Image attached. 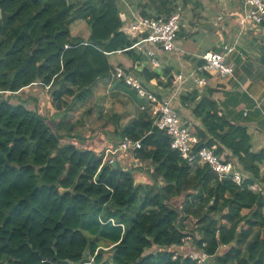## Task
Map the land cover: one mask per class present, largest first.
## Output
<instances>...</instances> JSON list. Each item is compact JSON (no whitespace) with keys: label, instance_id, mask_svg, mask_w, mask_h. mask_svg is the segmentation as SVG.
<instances>
[{"label":"trees","instance_id":"16d2710c","mask_svg":"<svg viewBox=\"0 0 264 264\" xmlns=\"http://www.w3.org/2000/svg\"><path fill=\"white\" fill-rule=\"evenodd\" d=\"M126 1L155 17L189 2ZM124 7L121 0H0V264H196L184 252L173 257L185 236L213 255V264H264V195L249 189L264 185V147L255 149L246 123L222 112L212 88L179 94L199 120L189 127L198 137L193 151L207 146L236 160L240 185L172 149L144 98L137 115L113 132L140 141L132 152L148 163L144 186L103 152L61 143L73 136L72 125H54L10 101L38 81L49 85L52 106L64 115L87 101L98 79L131 91L112 75L118 51L143 58L120 31ZM80 22L90 27L86 38L71 33ZM255 25L264 27V20ZM136 76L149 89L151 80L162 83L148 68Z\"/></svg>","mask_w":264,"mask_h":264},{"label":"crops","instance_id":"0c3cea01","mask_svg":"<svg viewBox=\"0 0 264 264\" xmlns=\"http://www.w3.org/2000/svg\"><path fill=\"white\" fill-rule=\"evenodd\" d=\"M121 1L125 3V7L122 11V14L125 17L127 14L126 5H132H130L126 0ZM216 4L220 7L216 6L213 10L211 5ZM242 4L243 0H189L186 7L183 6V8L192 12L193 20L190 21L191 25L187 27L183 21H180L182 30L178 32L177 37L182 35L183 40L177 41L176 38V44L179 51H158L157 57L160 60L161 66L156 67L153 71L159 74V79L162 83L156 79V83H151L150 86L153 90H156L157 88L160 89V86H162L161 88L164 89L160 91L166 92L170 84L167 86L163 85V83L167 84L168 77V74L164 73L165 70H170V74L173 75L181 67L191 69L194 67L195 61L198 60L199 56L204 52L219 51L224 44L234 45L235 50L230 54V59L234 63L233 75L219 78L216 75L210 76L209 74V83L198 89L202 92L205 88H212L213 93L211 97L214 98L218 104H226L229 111V115L227 117L231 121L246 123L248 132L252 136L253 146L255 149H259L264 147V125L262 114V109H264V27L260 28L250 22L245 23L244 26L241 25L240 17ZM231 19H233V21H237V23L241 26V31L247 27V30H249L251 34H247L245 29L236 37H234L233 32L231 34H225L223 24H225V28H229V25H232ZM257 36H259L258 42L256 39ZM235 39H238V41L241 40V44L236 43ZM255 42H257V44ZM256 45H258L259 48ZM117 53L122 54L121 52ZM122 60L116 63L112 62L113 60L111 62L112 65H122L131 70V72H133V70L141 71L143 68L151 70L154 69L150 67L146 57L132 61L128 56H126V58ZM106 80L107 79L104 81ZM152 81L153 80H151V82ZM106 86V92L109 91L108 89L110 86L112 87L111 91H114L115 93L128 91L123 89L121 86H117L116 82L111 80L106 81ZM43 87L46 90L50 89L47 85ZM28 88L24 90L25 99L29 101L27 105L28 108L36 110L43 115H48L50 112L51 113L49 115H51L55 112L53 115H56L57 117L61 116L60 119L65 120L63 117L66 114L61 115L56 112V109L52 106L50 94L46 104L39 102V98L37 96L38 93H30ZM186 90V88L182 89L183 92ZM131 91H129L132 95L131 98H133L138 105V109H140L142 102L144 103L145 100L143 98L140 99L137 95L133 94L134 92L132 93ZM234 91H236V93H234ZM117 97L120 100L125 99L122 95H118ZM238 102H240V104H237ZM96 103L101 105L99 100ZM44 104H46L47 109L50 110L48 114L42 113V111H44ZM175 104L178 105V108H186L182 106L180 99L176 101ZM178 108H176L177 112ZM186 109L188 110L187 118H189V120H184L189 124L199 122V120L194 118L191 114L190 109ZM134 112L135 111L133 110V113H130V110L128 109L120 112L116 111V113L113 112L112 114H117L114 120L115 125L122 123V121H124L122 126L125 125L132 117H134ZM121 114H126V117H122ZM190 119H193V121ZM65 122L72 125L73 129L76 128V130L74 134L72 133L73 136H64L61 143L74 142L77 146L90 149L97 154L99 152H103L105 160L108 158L113 160L115 159V161L119 163L117 166L122 169L130 170L137 184H143L151 181L150 177L146 174V166L148 163L136 157L132 150L119 151L116 153L111 152L119 141L118 137L114 138L113 133L111 134V130H102L101 132L98 128L93 132V130L87 128V126L84 127L81 124L77 125L75 121L65 120ZM56 124L57 123L55 122L54 125ZM249 126L252 127V131L249 129ZM114 127L115 126L110 129L113 130ZM77 128L79 133L77 132ZM62 132L64 133L63 130ZM108 133L111 135H107ZM75 134L80 135V137L76 138Z\"/></svg>","mask_w":264,"mask_h":264},{"label":"built area","instance_id":"2783aa9c","mask_svg":"<svg viewBox=\"0 0 264 264\" xmlns=\"http://www.w3.org/2000/svg\"><path fill=\"white\" fill-rule=\"evenodd\" d=\"M126 6V16L124 17L121 13L123 24L120 31L134 39L130 48L146 57L150 67L154 68L153 71L156 67L161 66L157 57L159 50L163 52L179 51L176 38L180 29L183 5L177 4L167 17L145 16L138 9L128 6V4ZM242 8L243 12L240 17L242 26L247 22L259 24L264 20V0H243ZM144 43H148L150 46H145ZM234 50V45L224 44L219 51L204 52L199 56L200 65L191 69L181 67L172 75L171 84L166 92L160 91L164 89L161 88L162 86L156 90L149 89L143 78L136 76L131 70L119 64L113 65L112 75L116 79H121L125 85L135 90L138 96L147 100L154 124L170 136L171 148L177 150L182 158L189 164L207 163L220 178H229L240 185L243 174L236 168L233 160H224L207 146L199 148L196 152L193 151L194 146L198 143V137L191 132L190 124L173 108L175 102L179 100L178 96L182 89L191 90L206 86L209 83V74L219 78L232 76L234 63L230 59V54ZM148 83L150 86L151 83L156 82L150 81ZM262 114L264 125V109H262ZM140 147L139 140L124 136L119 139L111 152L135 150ZM249 189L264 195V185L252 184L249 185ZM183 241V244H191L192 247L187 255L196 264H213L214 256L196 247L190 236H185ZM175 251L173 257L180 253V250L175 249Z\"/></svg>","mask_w":264,"mask_h":264},{"label":"rangeland","instance_id":"374dc122","mask_svg":"<svg viewBox=\"0 0 264 264\" xmlns=\"http://www.w3.org/2000/svg\"><path fill=\"white\" fill-rule=\"evenodd\" d=\"M216 6L220 7L218 4L211 5V7H213L212 8L213 10L215 9L214 7H216ZM238 11H239V8H238ZM242 12H243V8H242ZM242 12H241V15H242ZM192 17H193L192 12L190 10H186L185 8H183L180 21H183L185 23V25L188 27L189 25H191L190 21L193 20ZM231 21H232V25H229V28H225V24H223V29H224L225 34H231L233 32L234 37H236L237 35H240V32H242L244 29L246 30L247 34H251L250 31L247 30V27L241 31V26L237 23V21L236 20L233 21V19H231ZM89 32H90V27L85 22H80L77 26L73 27L72 31H71V33L73 35L81 36L83 38H86L88 36ZM258 38H259V36L256 37L257 42L259 40ZM182 40H183L182 35H179L177 37V41H182ZM235 42L241 44V40L238 41V39H235ZM257 42H255V43L257 44ZM144 45L150 46V44H148V43H144ZM256 46L258 47V45H256ZM126 56H127L126 53H122V54L116 53L111 57V61L113 60L112 62L116 63V62L121 61L122 59H125ZM136 72H137V70H133V74L136 75ZM104 80L105 79H98L95 82V84L92 87V93L86 102H84V103L77 102L71 108H68L65 111H63V112H67L63 118H65V120H67V121H75L77 123V125L81 124L84 127L87 126V128L92 129L93 132L99 128L101 130V132H102V130H108V131L111 130V134H112L114 129L112 130L110 128L115 126V121H111L109 118H111L113 116V114H112L113 112L116 113V111L120 112L122 110L128 109V110H130V113H133V110L135 112L137 110H140V109H138L137 103L133 100V98H131L132 95L129 93V91H122V93H115L114 91H111L112 87L110 86L108 89L109 91L106 92L105 90L107 89V86H106L107 80L106 81H104ZM153 82H155V80H153ZM100 85H101V87H100ZM43 86L44 85H41L38 81H36L33 84H31L29 86L30 88H28V89H29L30 93H35V94L38 93L37 96L39 98V102L46 103L48 100V96L50 94L51 88L46 90ZM47 87H49V85H47ZM131 90L134 92L135 95H137L135 90H133V89H131ZM234 93H236V91H234ZM118 95L124 96L125 99H123V100L118 99V97H117ZM24 97H25V92H23L21 95L16 96L15 98H13V97L10 98V101L13 102L14 104H16L17 102H23L27 106L29 101L25 100ZM138 97L141 99L140 96H138ZM66 100H68V98H66ZM98 100H99V102H101V105L96 103ZM123 102H125V103H123ZM46 104H44V106H43L44 111H42V113L48 114L50 112V110L47 109ZM237 104H240V102H238ZM219 106L221 107L222 112L228 116L229 111H228L226 104H219ZM131 108H133V109H131ZM173 108L174 109L178 108V105L174 104ZM135 112H134V117L137 115L138 111L136 113ZM178 112H179V115L183 119L189 120V118H187L188 110L186 108H180L179 107ZM49 114L45 115V116L49 119L51 118L52 123L54 122V120L56 123L60 122L61 116L57 117L56 115H53V114L49 115ZM239 114H240V112H239ZM121 115L124 118L126 117V114H121ZM65 120H64V122H65ZM190 120L193 121V119H190ZM123 122L124 121H122V123ZM117 123H119V122H117ZM122 123H120L118 125L120 127H123L124 125L122 126ZM85 124H87V125H85ZM249 129L252 131L251 126H249ZM75 130H76V128L71 130L73 134H74ZM77 132L79 133L78 128H77ZM111 134L108 133L107 135L110 136ZM75 137L79 138L80 135L75 134ZM234 163H235V165L239 166L236 160H234ZM141 185L144 186L145 183H143ZM244 211H246V210H244ZM187 222L189 224H191L189 221H187ZM191 247L192 246L190 243H184L182 247H177L176 249L180 250V253H182V252L188 253L190 251ZM148 251L149 250L146 249L144 253H146Z\"/></svg>","mask_w":264,"mask_h":264},{"label":"water","instance_id":"95a60500","mask_svg":"<svg viewBox=\"0 0 264 264\" xmlns=\"http://www.w3.org/2000/svg\"><path fill=\"white\" fill-rule=\"evenodd\" d=\"M111 164H112V166H116V162H115V160H111ZM115 250V249H114Z\"/></svg>","mask_w":264,"mask_h":264}]
</instances>
